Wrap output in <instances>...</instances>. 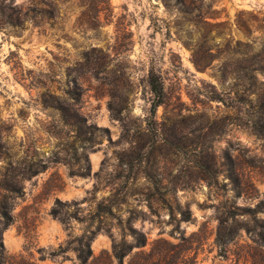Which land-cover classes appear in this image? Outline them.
I'll list each match as a JSON object with an SVG mask.
<instances>
[{
	"label": "rangeland",
	"instance_id": "1",
	"mask_svg": "<svg viewBox=\"0 0 264 264\" xmlns=\"http://www.w3.org/2000/svg\"><path fill=\"white\" fill-rule=\"evenodd\" d=\"M0 23V209L9 173L21 187L9 264H77L78 238L97 229L93 253L111 252L129 223L172 243L204 226L195 264H249L245 226L214 237L224 209L264 201V0H1ZM178 205L193 220L176 229Z\"/></svg>",
	"mask_w": 264,
	"mask_h": 264
},
{
	"label": "trees",
	"instance_id": "2",
	"mask_svg": "<svg viewBox=\"0 0 264 264\" xmlns=\"http://www.w3.org/2000/svg\"><path fill=\"white\" fill-rule=\"evenodd\" d=\"M1 3V0H0ZM1 25V23H0ZM1 27V26H0ZM148 85L152 94L150 113L155 116L156 109L164 103L165 91L159 76L150 73L148 76ZM218 98V97H210ZM69 118L66 119L68 122ZM252 128L259 134L263 132L261 125L253 123ZM37 171H20V176L28 178L34 175ZM7 178V209H0V264H9V257L5 256V249L2 243V231L6 226L13 222L12 205L9 203V198H14L21 191V187L18 184V173H9ZM233 189L237 195H240L242 191L241 183L237 177H233ZM183 189L188 188L187 184L180 186ZM57 205H54L50 213L61 219L63 223L67 222L63 217L61 209L58 205H66V202H62L59 199L55 201ZM180 217L176 220V229H179L181 221H192L191 212L189 209L181 210L178 205ZM102 215H112L111 205L110 207H102L100 209ZM171 210V215L173 216ZM264 201L258 202L255 206H236L230 205L228 208L222 211V215L219 217L218 224L215 231L214 242L217 246L225 247L227 244L237 239V234L240 226H245V230L251 232L252 241L254 246L252 251L248 252L247 262L249 264H264ZM247 217V222L240 224L238 217ZM108 231L110 229H107ZM123 230V229H122ZM127 231L131 234L133 241L127 242L124 237L120 241H113L111 252L107 250L100 251L95 255L90 247L91 241L97 232L92 230L85 241L84 236L77 239V245L74 247L76 251L77 264H124V259L129 256L127 264H195L197 254L201 250L203 241L206 239V227L202 226L197 231L191 233L189 236H184L181 232L180 241L178 243H172L166 239L157 238L152 241H148L147 236L137 229L133 228L129 223L127 225ZM124 233V231H123ZM136 248L133 254L132 250ZM39 251H43V248H39ZM55 254V253H50ZM45 254L41 253L40 259L45 258ZM24 262H21L23 264ZM20 264V263H16ZM25 264H35L30 261Z\"/></svg>",
	"mask_w": 264,
	"mask_h": 264
}]
</instances>
